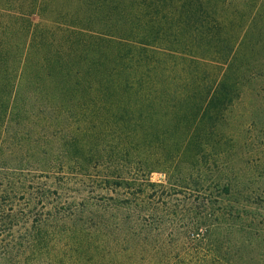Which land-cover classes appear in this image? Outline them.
<instances>
[{"label": "rangeland", "instance_id": "1", "mask_svg": "<svg viewBox=\"0 0 264 264\" xmlns=\"http://www.w3.org/2000/svg\"><path fill=\"white\" fill-rule=\"evenodd\" d=\"M185 12L205 21L204 37H192L194 21L181 28ZM143 34L158 36L164 85L190 81L200 100L224 75L247 84L230 90L204 143L185 138L190 124L176 118L190 122L194 110L166 112L182 95L170 94L133 154L125 120L113 123L125 115L119 101L95 120L41 111L34 121L35 97L56 91L23 81L24 108L0 131V264H264V0H0V66L22 64L27 51L39 63L51 45L79 39L94 59L75 61L122 79L125 50ZM85 126L77 147L62 145L72 135L63 127ZM228 179L234 194L224 198Z\"/></svg>", "mask_w": 264, "mask_h": 264}, {"label": "trees", "instance_id": "2", "mask_svg": "<svg viewBox=\"0 0 264 264\" xmlns=\"http://www.w3.org/2000/svg\"><path fill=\"white\" fill-rule=\"evenodd\" d=\"M187 11L190 12L189 10ZM188 12H185L183 22L179 24L181 28L190 21H194ZM194 22H196V25L194 24L191 28L193 29L191 31L192 37H204L205 34L203 32L205 31L202 30V26L205 25V21L198 17ZM143 36V40L147 42L140 43V45L130 44V48L125 50V78L122 79L112 76L113 71L111 69H98L91 62L81 64L75 61V58L81 56V53L83 58L94 59L93 55H91L93 53L92 48L88 49L83 44L80 51L79 39L72 40L65 46L55 47L51 45L48 51H44L39 63L32 62V65H30L29 58L32 52L27 51L26 60L22 64L20 63L15 67L7 64L1 65L0 75L3 76V80L6 81V86L8 87L2 86L0 89V131H2L3 127L5 129L7 118L10 121L15 120L19 114L14 116V113L16 112L17 114L19 110L24 108L22 107V100L24 101L25 97L20 90L23 85L22 82L30 79L33 80L36 87H40V91L48 89H51V92L56 91L52 100L47 98L42 103L39 97H35L33 106L38 105V111L30 110L33 113L34 121L39 119L41 111L52 113L54 120L59 122L66 119L64 115L67 114H74L75 118L73 117V120L75 121L81 119V114L88 115L90 113L88 120H95L96 115L101 114L105 109L109 110L110 107H113V100L119 101L121 103L119 106H125V115L121 114L119 117L118 114L116 117L115 114L113 123L119 125L121 119L125 120V131L123 130L126 141L125 147L133 154L141 150L142 144L148 142V140H145L148 132H143V129L152 128L154 118H156L155 115H158L159 105L169 100L170 94L179 91L173 95L176 97L177 94L182 93L178 97L179 100L172 102L170 100L166 112L176 113V110L180 108L194 110L195 116L190 122L187 115H181L179 118L176 115V118L178 122L182 121L183 124H190L187 125L189 127L185 138L190 140L196 138L198 143H204L203 140H200V137L205 132L204 136H206L209 131L212 134H216L217 123H220V120L225 118L226 111L233 104L234 97L231 95L230 90L242 91L247 84L246 81L239 79L233 82L229 80L228 75H224L223 79L212 90L206 92L204 97L200 95L203 97L200 100L197 98L198 95L196 93L201 88L190 81V83L184 81L174 87H172L171 83L164 85L163 80L159 76L161 66L158 56L161 54V50L156 48L158 36L148 34H143ZM94 38L103 37L94 35ZM228 40H231V37L228 38V36L224 35L223 42ZM234 45L235 43L230 46V54L234 50ZM84 51L87 52V55ZM7 52V50H2L0 58H3ZM33 65H38V67L34 68ZM83 97H85L84 100L82 99ZM207 118L214 120L212 127L209 129L205 128V120ZM67 130L72 135L70 138L65 139L62 145L77 147L78 141L82 136L81 131L86 132L90 130V127H71L69 129H64L63 127L64 132ZM150 134L154 138L155 132ZM206 142L209 141L206 140ZM149 143H152V139H150ZM189 145L190 141L187 140L185 146ZM46 163L50 165V160L46 161ZM232 182L228 179L224 183L222 187V196L224 198L234 194L232 192ZM1 219L2 215L0 216V223Z\"/></svg>", "mask_w": 264, "mask_h": 264}]
</instances>
